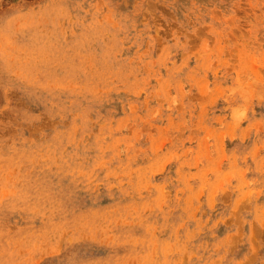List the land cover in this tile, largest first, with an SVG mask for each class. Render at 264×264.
Listing matches in <instances>:
<instances>
[{"label": "rangeland", "instance_id": "1", "mask_svg": "<svg viewBox=\"0 0 264 264\" xmlns=\"http://www.w3.org/2000/svg\"><path fill=\"white\" fill-rule=\"evenodd\" d=\"M0 264H264V0H0Z\"/></svg>", "mask_w": 264, "mask_h": 264}]
</instances>
